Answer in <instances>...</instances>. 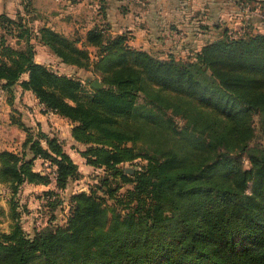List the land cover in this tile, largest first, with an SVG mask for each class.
Here are the masks:
<instances>
[{
	"label": "trees",
	"instance_id": "16d2710c",
	"mask_svg": "<svg viewBox=\"0 0 264 264\" xmlns=\"http://www.w3.org/2000/svg\"><path fill=\"white\" fill-rule=\"evenodd\" d=\"M21 1L28 11L32 0ZM0 27L3 89L20 84L46 111L68 118L74 139L89 144L87 162L107 171L96 189L71 193L65 225L31 234L21 220V186L52 180L35 169V159L56 167L63 190L81 171L57 134L18 120L27 130L23 149L0 150L14 218L10 230H0V264H264V144L250 145L253 112L264 130V33L222 36L192 59L154 55L100 25L81 45V37L51 26L36 30L22 14L1 13ZM33 38L104 85L86 86L37 61ZM137 159L143 162L127 173L122 165ZM239 240L250 248L237 249Z\"/></svg>",
	"mask_w": 264,
	"mask_h": 264
},
{
	"label": "crops",
	"instance_id": "0c3cea01",
	"mask_svg": "<svg viewBox=\"0 0 264 264\" xmlns=\"http://www.w3.org/2000/svg\"><path fill=\"white\" fill-rule=\"evenodd\" d=\"M33 3L34 11L29 12L25 10L21 0H0V14L7 13L13 18L22 14L30 24L31 19L33 20L36 30L41 25H47L68 36L79 34L82 39L80 45L88 30L100 25L109 34H127L129 44L161 57L174 53L188 58L193 51H198L205 41L204 31L208 27H203L201 32L198 22L208 24L207 18L222 14L217 0H33ZM190 22H194L193 25ZM35 41L33 38V42ZM2 82L0 79V150L19 152L23 149L27 130L18 120L28 127H41L59 137L60 123L67 120L71 124L68 118L59 113L46 111L44 104L32 90L24 89L20 84H16L13 91L5 90ZM38 162L45 165L48 161L41 157L35 159V169L44 172L43 166H37ZM51 178L48 184L28 181L23 183L18 195L27 204L24 206H30L27 200L33 191L60 190L55 177ZM0 192L3 193H0V201L7 202L10 192L1 181ZM41 200H44L43 197ZM24 213L27 214V211ZM22 216L24 220L25 217ZM27 217L31 218L29 215ZM23 226L31 234L35 230L34 227L32 230L28 228L30 226L26 223Z\"/></svg>",
	"mask_w": 264,
	"mask_h": 264
},
{
	"label": "rangeland",
	"instance_id": "374dc122",
	"mask_svg": "<svg viewBox=\"0 0 264 264\" xmlns=\"http://www.w3.org/2000/svg\"><path fill=\"white\" fill-rule=\"evenodd\" d=\"M217 3L218 6L222 8V14L219 16L212 15L207 18L206 23L208 24L198 22L199 31H201L203 27L208 26L204 31L205 35L203 34L205 41L202 43V45L222 36H227L228 38H236L248 33H252V35H255L257 33H264V0H217ZM34 8L35 4L32 0L29 5L28 11L33 12ZM31 23V27H35V23L32 19ZM193 23L194 22H190L189 24L193 25ZM2 32L3 29L2 27H0V34ZM209 34L211 35L208 36ZM70 36L81 37L76 33ZM9 41L14 45L19 46L17 45V40L15 37L9 36ZM34 43L37 54L35 55V58L37 61H42V63L48 65L50 68L58 71L59 73H67L80 77L86 86H89L87 76L91 77L89 81L97 79V73L83 67L71 66L69 63L62 61L61 58L55 52H53L50 47L46 46L41 41L36 40ZM21 44L23 45L24 42L22 41ZM90 49L92 52V56L95 57L97 49L94 47ZM195 51H193V53L190 55L188 54L192 59H195L197 52ZM175 119L180 125L184 124L183 118L175 116ZM252 120L253 134L250 139V145L264 144V130L261 125V115L259 113L253 112ZM60 125V138L62 139L67 151H69L74 160L78 163L79 169L81 171V176L76 180H71L68 184L67 189H54L55 192L48 195L49 197L47 196L46 199L43 198L44 200H41V197L44 196V191H33L29 195V199L27 201L29 202L30 206H26L27 214L23 212L22 215H24L25 219L23 220L22 216L21 220L23 224H28L30 226L28 228H30L31 230L33 229V227L36 229L38 226H40L41 228L49 224L56 227L65 225L67 222V216L70 213L69 203L67 202L70 199L71 193H73V191L80 190L89 191L90 188L95 187L96 184L99 183L101 178L104 177V175L107 173V171L102 167H97L87 162V158L82 155V151H85L88 148L89 144L82 143L74 139L71 134L72 124L68 123L67 120H64L62 123H60ZM136 145L141 151H150L148 145H146L142 141H137ZM241 159L244 166L248 168L250 166L249 154L247 152L242 153ZM138 161L143 162V160L137 159V161L134 162L124 163L122 167L125 168L127 173H133L135 169L140 166V163H138ZM37 166H43L42 169L44 173H49L52 177H55L54 170L56 168L49 161L47 163L45 162V165H41V162H38ZM131 185L132 184L127 183L124 186V189ZM252 188V182H250L246 190L251 191ZM0 193L3 194L2 192ZM10 199L11 197L9 196L7 202L4 203L0 201V230L8 231L14 224L13 213L10 208ZM18 199L22 204H25V202H22V199L20 197ZM47 199H50L51 201L46 202ZM61 201L62 203L60 204L59 202ZM33 212H37V214H33ZM27 215L31 216V218H28ZM236 246L237 249L245 251L250 248L251 242H249L248 240H239Z\"/></svg>",
	"mask_w": 264,
	"mask_h": 264
},
{
	"label": "water",
	"instance_id": "95a60500",
	"mask_svg": "<svg viewBox=\"0 0 264 264\" xmlns=\"http://www.w3.org/2000/svg\"><path fill=\"white\" fill-rule=\"evenodd\" d=\"M87 79L89 80V79H91V77H88ZM91 85L95 86V87H102L103 82L100 79H94L91 81Z\"/></svg>",
	"mask_w": 264,
	"mask_h": 264
},
{
	"label": "built area",
	"instance_id": "2783aa9c",
	"mask_svg": "<svg viewBox=\"0 0 264 264\" xmlns=\"http://www.w3.org/2000/svg\"><path fill=\"white\" fill-rule=\"evenodd\" d=\"M54 176H56V170H55V172H54Z\"/></svg>",
	"mask_w": 264,
	"mask_h": 264
}]
</instances>
